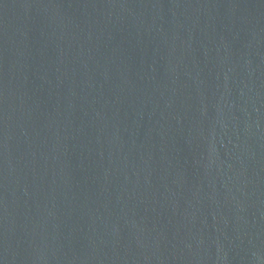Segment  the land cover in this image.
<instances>
[{
  "label": "water",
  "instance_id": "obj_1",
  "mask_svg": "<svg viewBox=\"0 0 264 264\" xmlns=\"http://www.w3.org/2000/svg\"><path fill=\"white\" fill-rule=\"evenodd\" d=\"M0 264H264V0H0Z\"/></svg>",
  "mask_w": 264,
  "mask_h": 264
}]
</instances>
